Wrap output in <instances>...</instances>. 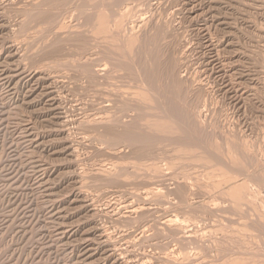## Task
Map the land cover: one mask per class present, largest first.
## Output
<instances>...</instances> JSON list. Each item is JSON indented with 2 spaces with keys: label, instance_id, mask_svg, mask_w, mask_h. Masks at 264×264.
<instances>
[{
  "label": "rangeland",
  "instance_id": "rangeland-1",
  "mask_svg": "<svg viewBox=\"0 0 264 264\" xmlns=\"http://www.w3.org/2000/svg\"><path fill=\"white\" fill-rule=\"evenodd\" d=\"M0 264H264V0H0Z\"/></svg>",
  "mask_w": 264,
  "mask_h": 264
},
{
  "label": "bare ground",
  "instance_id": "bare-ground-1",
  "mask_svg": "<svg viewBox=\"0 0 264 264\" xmlns=\"http://www.w3.org/2000/svg\"><path fill=\"white\" fill-rule=\"evenodd\" d=\"M223 4H224V3H223ZM229 4H230V2H229ZM214 8H215V7H214ZM213 10H214V9H213ZM217 10H218V9H217ZM46 12L49 13L50 11H46ZM49 14H50V13H49ZM50 16H51V14H50ZM199 16H200V15H199ZM44 18H45V17H44ZM46 18H47V17H46ZM198 18H199V17H197V19H198ZM47 19H48V18H47ZM39 20H40V19H39ZM42 20H43V19H42ZM225 22H226V21H225ZM222 24H223V23H222ZM136 26H137V25H136ZM138 28H139V27H138ZM133 29H134V28H133ZM136 31H137V30H136ZM201 31H202V30H201ZM136 33H137V32H136ZM136 38H137V37H136ZM116 39H117V38H116ZM157 40H158V39H157ZM150 41H151V40H150ZM137 42H138V41H137ZM152 42H153V41H152ZM139 43H140V42H139ZM159 43H160V40H159ZM149 45H150V44H149ZM151 45H152V43H151ZM155 45H156V44H155ZM158 45H159V44H158ZM208 46H209V45H208ZM155 47H156V46H155ZM157 48H158V47H157ZM160 48H161V47H160ZM114 49H115V48H114ZM150 49H151V48H150ZM151 50H152V49H151ZM153 50H154V49H153ZM154 51H156V50H154ZM157 51H158V50H157ZM158 52H159V51H158ZM160 52H161V51H160ZM217 55H218V54H217ZM153 57H154V56H153ZM149 58H150V57H149ZM156 58H157V57H156ZM216 58H217V57H216ZM145 59H146V58H145ZM157 59H158V58H157ZM159 59H160V57H159ZM159 59H158V60H159ZM167 60H169V59H167ZM135 61H136V60H135ZM167 62H168V61H167ZM170 62H171V61H170ZM155 63H156V62H155ZM158 63H159V62H158ZM163 63H164V62H163ZM169 65H170V63H169ZM164 66H165V65H164ZM179 66H180V65H179ZM143 67H144V66H143ZM105 68H107V66H106ZM169 68H170V67H169ZM107 69H108V68H107ZM170 69H172V68H170ZM176 69H177V68H176ZM176 69L174 68V70H176ZM134 70H136V69H134ZM174 70L172 69V71H174ZM100 71H101V70H100ZM168 71H169V70H168ZM134 72H135V71H134ZM139 72L141 73V71H139ZM187 72H188V71H187ZM111 73H112V72H111ZM143 73H147V72L144 71ZM172 73H173V72H172ZM5 74H7V72H6ZM97 74H98V73H97ZM166 74H167V73H166ZM170 74H171V73H170ZM147 75H148V74H147ZM171 75L173 76V74H171ZM171 75H170V77H171ZM174 75H175V74H174ZM96 76H97V75H96ZM136 76H137V74H136ZM145 76H146V74H145ZM176 76H177V75H176ZM94 77H95V76H94ZM142 77H143V76H142ZM150 77H151V76H150ZM178 77H179V76H178ZM137 78H139V77H137ZM137 78H136V79H137ZM146 78H147V77H146ZM151 78H152V77H151ZM181 78H182V77H181ZM148 79H149V78H147V80H148ZM153 79H154V77H153ZM172 79H173V78H172ZM173 80H174V79H173ZM180 80H181V79H180ZM180 80H179V81H180ZM136 81H137V80H136ZM136 81H135V82H136ZM152 81H153V80H152ZM154 81H155V80H154ZM181 81H182V80H181ZM137 82L139 83L140 81H137ZM141 82H142V81H141ZM172 83H174V84L176 85V82L173 81ZM181 83H182V82H181ZM134 84H135V83H134ZM140 84H141V83H140ZM140 84H139V85H140ZM168 84H169V82H168ZM170 84H171V83H170ZM174 84H173V86H174ZM145 85H146V84H145ZM147 85H148V84H147ZM137 86H138V84H137ZM154 86H155V84H154ZM154 86H153V87H154ZM182 86H183V84H182ZM182 86H181V87H182ZM142 87H143V85L141 86V88H142ZM155 87H156V86H155ZM174 87L176 88V86H174ZM177 87H179V86H177ZM141 88H139V89H141ZM168 88H169V87H167V90H168ZM172 88H173V87H171V89H172ZM148 89H149V88H148ZM148 89H147V91L150 92V90H148ZM171 89H170V91L173 90V89H172V90H171ZM142 90H143V89H142ZM151 90H152V88H151ZM154 90H155V89H154ZM163 90H164V89H163ZM174 90H175V91H177V90L180 91V88H179V89H174ZM174 90H173V91H174ZM181 90H182V89H181ZM159 91H160V89H159ZM133 92H134V91H133ZM138 92H139V90H138ZM141 92H142V91H141ZM144 92H146L145 89H144ZM161 92H162V90H161ZM189 92H190V91H189ZM189 92H188V93H189ZM134 93H135V92H134ZM147 93H148V92H147ZM153 93H154V92H153ZM159 93H160V92H159ZM165 93L167 94L166 91H165ZM170 93H171V92H170ZM175 93H176V92H175ZM175 93H174V94H175ZM177 93H179V92L177 91ZM177 93H176V94H177ZM181 93H182V92H181ZM186 93H187V92H186ZM140 94H142V93H140ZM149 94H150V93H149ZM171 94H173V93H171ZM174 94H173V96H174ZM176 94H175V95H176ZM179 94H180V93H179ZM179 94H178V95H179ZM147 95H148V94H147ZM156 95H157V93H156ZM180 95H181V94H180ZM139 96H140V95H139ZM159 96H160V95H159ZM161 96H163V95L161 94ZM164 96H165V95H164ZM142 97H143V95H142ZM145 97H146V95H145ZM145 97H144V98H145ZM151 97H153V94H151ZM154 97H155V96H154ZM157 97H158V96H157ZM157 97H155V98H157ZM171 97H172V96H171ZM147 98H148V97H147ZM149 98H150V97H149ZM159 98H160V97H159ZM159 98H158V99H159ZM173 98H174V97H172V99H173ZM137 99H138V98H137ZM145 99H146V98H145ZM153 99H154V98H153ZM138 100H139V99H138ZM140 100H141V99H140ZM148 100H149V99H148ZM150 100H151V98H150ZM165 100H166V98H165ZM173 100H174V99H173ZM173 100H172V102H174ZM144 101H145V100H144ZM157 101H158V100H157ZM170 101H171V100H170ZM140 102H141V101H140ZM152 102H153V101H152ZM145 104H146V103H145ZM148 105H149V104H148ZM165 105H166V104H165ZM175 105H176V106H175L176 109H178V110L180 111V109L177 108V104H175ZM138 106H139V105H138ZM170 106H171V105H170ZM170 106H169V107H170ZM172 106H173V105H172ZM166 107H167V106H166ZM175 107H174V108H175ZM186 107H187V106H186ZM149 108H150V107H149ZM159 109H161V108H159ZM133 110H134V109H133ZM167 110H168V108H167ZM159 111H160V110H159ZM164 111H166V110H164ZM169 111H171V110L169 109ZM166 112H167V111H166ZM174 113H175V112H174ZM177 113H178V112H177ZM180 113H181V112H180ZM164 114H165V113H164ZM167 114L169 115V112H167ZM178 114H179V113H178ZM178 114H177V115H178ZM136 115H137V114H136ZM170 115H171V118H173V117H172V114H170ZM170 115H169V116H170ZM173 115H175V114H173ZM197 115H198V114H197ZM156 116H157V115H156ZM163 116H164V115H163ZM166 116H167V115H166ZM178 116H179V115H178ZM176 117H177V116H176ZM176 117H174V119H175ZM145 118H146V117H145ZM166 118H167V117H166ZM171 118H169V119H171ZM162 119H163V118H162ZM176 119H178V118H176ZM176 119H175V120H176ZM160 120H161V119H160ZM175 120H174V121H175ZM199 120H200V119H199ZM142 121H143V120H142ZM158 121H159V120H158ZM170 121H172V120H170ZM176 121H178V120H176ZM166 123H167V122H165V124H166ZM168 123H169V122H168ZM172 123L175 124L176 122H172ZM178 123H179V122H178ZM160 124H161V122H160ZM174 124H173V126H174ZM154 125H155V124H154ZM178 125H179V124H178ZM155 126H156V125H155ZM161 126H162V125H161ZM161 126H159L160 129H161ZM166 126H168V125H166ZM176 126H177V125H176ZM174 127H175V126H174ZM191 127H192V126H191ZM149 128H150V127H149ZM166 128H167V127H166ZM171 128H172V127H171ZM176 128H177V127H176ZM176 128H175V129H176ZM178 128H179V127H178ZM154 129H155V128H154ZM160 129H159V130H160ZM169 129H170V127H169ZM172 129H173V128H172ZM146 130H147V129H146ZM161 130H162V129H161ZM189 130H190V129H189ZM189 130H188V131H189ZM117 131H118V130H117ZM154 131H155V130H154ZM176 131H177V130H176ZM178 131H179V130H178ZM173 132H174V131H173ZM173 132H172V133H173ZM153 133H154V132H153ZM165 133H167V132H165ZM175 133H176V132H175ZM183 134H185V133L183 132ZM163 135H164V134H163ZM173 135H174V134H173ZM200 135H201V134H200ZM166 136H167V135H166ZM168 136H169V135H168ZM188 136H190V135H188ZM160 137H161V136H160ZM113 138H114V137H113ZM168 138H169V137H168ZM175 138H176V137H175ZM187 138H188V137H187ZM191 138H192V137H191ZM194 138H195V137H194ZM173 139H174V138H173ZM195 139H196V138H195ZM167 140H168V139H166V141H167ZM176 140H177V139H176ZM179 140H180V139H179ZM179 140H178V141H179ZM181 140H182V138H181ZM185 140H186V139H185ZM197 140H198V139H197ZM144 141H146V139H145ZM190 141H191V140H190ZM195 141H196V140H195ZM195 141H194V142H195ZM172 142H173V141H172ZM200 143H201V142H200ZM188 144H189V143H188ZM196 144H197V142H196ZM183 145H184V144H183ZM170 146H171V145H170ZM193 148H194V147H193ZM167 149H168V148H167ZM194 149H195V148H194ZM163 152H164V151H163ZM213 154H214V153H213ZM165 155H166V154H165ZM208 158H209V157H208ZM203 159H205V158H203ZM209 160H210V159H209ZM156 172H157V173H155V174H158V171H156ZM231 189H232V188H231ZM234 189H236V188H234ZM238 190H239V189H238ZM232 191H233V190H232ZM234 191H235V190H234ZM236 191H237V190H236ZM239 193H240V192H239ZM183 194H184V193H183ZM234 194H235V193H234ZM237 194H238V193H237ZM184 196H185V194L183 195V197H184ZM186 196H187V195H186ZM238 196H239V195H238ZM235 197H236V196H235ZM236 198H237V197H236ZM183 199H184V198H183ZM185 199H186V197H185ZM185 201H186V200H185ZM133 212H134V211H133ZM131 214H132V213H131ZM169 221H171V220L169 219L168 222H169ZM175 221H176V220H174V221L172 220L171 222L174 223ZM176 222H177V221H176ZM166 223H167V222H166ZM166 223H165V224H166ZM173 223H169V224H173ZM169 224H168V225H169ZM170 227H171V226H170ZM174 228H175V227H174ZM92 242H93L92 240L88 241L89 247H91V246H96L95 243H94V242L92 243ZM109 242H110V241H109V239L107 238V236H103V237L101 236L100 243H99V244L97 243V245L100 246V247H110V246H109ZM122 249H123V248H122ZM110 252H111V256H110V258H114V257L116 256L115 253H114L113 251H110ZM114 259H115V258H114ZM122 259H123V258H122ZM125 259H126V258H125ZM115 260H117V259H115ZM174 263H177V262H174Z\"/></svg>",
  "mask_w": 264,
  "mask_h": 264
}]
</instances>
